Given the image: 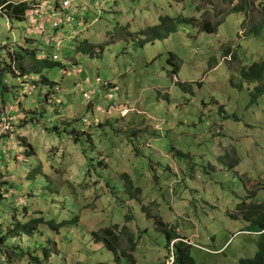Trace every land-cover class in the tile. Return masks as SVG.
Instances as JSON below:
<instances>
[{
  "label": "rangeland",
  "instance_id": "374dc122",
  "mask_svg": "<svg viewBox=\"0 0 264 264\" xmlns=\"http://www.w3.org/2000/svg\"><path fill=\"white\" fill-rule=\"evenodd\" d=\"M72 1L59 30L47 25L60 50L0 15L2 69L25 49L61 64L40 74L15 65L21 77L13 62L15 74L0 68L16 118L0 148L7 264H132L106 247L108 228L120 252L133 238L136 264H171L170 230L199 264L253 257L259 234L243 215L264 203V95L254 101L259 83L242 70L264 59V29L253 31L264 0ZM163 17L190 22L157 38L175 24L156 30ZM91 85L100 91L88 102Z\"/></svg>",
  "mask_w": 264,
  "mask_h": 264
},
{
  "label": "trees",
  "instance_id": "16d2710c",
  "mask_svg": "<svg viewBox=\"0 0 264 264\" xmlns=\"http://www.w3.org/2000/svg\"><path fill=\"white\" fill-rule=\"evenodd\" d=\"M7 2L8 0H0V15H6L9 18H16L19 21H24V15L28 8V4L21 3L18 5H13L11 3L7 4ZM179 20L181 19H172L170 17H163L162 18L163 23L160 26H158L156 30H159L162 27L168 26V22H171V21H174L175 24L172 28L167 30L166 34L157 35V38L163 39L165 37H168L171 33L176 32L177 31L176 22ZM181 21H189V19H182ZM219 26L220 25L214 26L209 22H205L203 23L202 30L213 33L218 30ZM263 29H264V21L258 27L254 28L253 31L257 33H262ZM78 50L83 51V52H89V51H93L94 47L88 43H84L78 47ZM9 57L11 59V64L12 62H15V65H17V67L20 68V70L23 72H26L29 69L31 70L30 73L40 74L42 73L44 69H52V68H55L56 66H61L60 63L55 62L54 60L53 61L49 59L38 60L36 50L30 52L25 49L23 50V52L22 51L16 52V54L15 53L10 54L9 52ZM25 60H28L29 63H31L30 66H25ZM11 64H7V67L2 69V65L0 62V68L1 70H3V72L4 70L12 71ZM177 70H180V68L177 67ZM21 76L19 75L18 77H21ZM242 77L246 82L259 83L254 93V101H257L261 96L264 95V59L261 60L260 62L254 63L249 68H244L242 70ZM41 82L43 84H47L50 86L56 85L55 83L50 82L46 78H43ZM30 148L32 151V147ZM31 151H28V154H32ZM124 178L127 179L128 182L132 184V179L128 174H125ZM138 191L142 192L141 189H138ZM0 197H2L1 192H0ZM128 218L130 219V217ZM243 218L251 223V226H250L251 228L256 229L254 232H257L259 234V241H258V250L255 253V255L251 258L241 259L239 264H264V203L250 204L248 206V209L244 212ZM40 222L41 220L36 221V223H40ZM159 223L162 226L163 223L162 222H159ZM114 228L116 229L117 226H115ZM36 229L37 227H34L32 230L34 231ZM102 232H103V241L106 244V247L110 251L115 253V255L117 256V259H119L120 256H123V257L128 258L132 264H136L135 258L133 254L131 253L132 251H134L136 247V243L134 242L132 237H130V242L132 244L131 248L129 249L130 252L128 253H126L125 251L120 252L119 250H117L119 236L116 234L115 230L112 228H108V229H104ZM167 233H168V239H169V247L172 246V248L174 247L176 249L174 255L172 256L171 264H199L192 255V245L185 243L186 238H182L181 236H179L176 232L172 230L168 231ZM96 241L97 242L100 241V238L96 237ZM174 241L176 242L173 243ZM6 243H7V236L3 235V231H0V244L3 246L4 252L6 255L5 264L9 262V255L5 250ZM163 264H167V262Z\"/></svg>",
  "mask_w": 264,
  "mask_h": 264
},
{
  "label": "built area",
  "instance_id": "2783aa9c",
  "mask_svg": "<svg viewBox=\"0 0 264 264\" xmlns=\"http://www.w3.org/2000/svg\"><path fill=\"white\" fill-rule=\"evenodd\" d=\"M9 3L13 5L27 3L28 8L24 15V21L28 25L29 32L37 36L44 37L46 42L51 46H55L57 50H60L62 48V37L51 33V31H48L50 30V28H47V25L50 26L54 31L59 30L60 27L63 26L65 20L70 19L65 11L72 7V0H24L21 3H14L8 0L7 4ZM96 7H101V5L97 4ZM38 58L40 60L48 59L45 56H39ZM59 59V56L56 54L52 56V61H57ZM66 71V68H64L63 72ZM99 91V88H94L93 85H91V90L84 91V98L88 102H92L94 98L99 94ZM109 98L113 100L114 95L110 94ZM5 109V105L0 99V148L1 141L6 136H11L14 134V126L16 124V118L12 116L10 112H5ZM5 262L6 255L3 246L0 244V264H5Z\"/></svg>",
  "mask_w": 264,
  "mask_h": 264
},
{
  "label": "clouds",
  "instance_id": "9594fccd",
  "mask_svg": "<svg viewBox=\"0 0 264 264\" xmlns=\"http://www.w3.org/2000/svg\"><path fill=\"white\" fill-rule=\"evenodd\" d=\"M13 69H14V71H16L20 75V72H18L17 68L15 67V62H13Z\"/></svg>",
  "mask_w": 264,
  "mask_h": 264
},
{
  "label": "crops",
  "instance_id": "0c3cea01",
  "mask_svg": "<svg viewBox=\"0 0 264 264\" xmlns=\"http://www.w3.org/2000/svg\"><path fill=\"white\" fill-rule=\"evenodd\" d=\"M7 109H5V112H6Z\"/></svg>",
  "mask_w": 264,
  "mask_h": 264
}]
</instances>
